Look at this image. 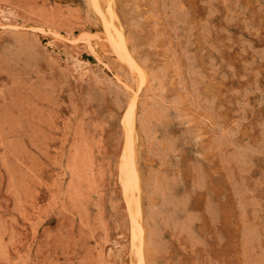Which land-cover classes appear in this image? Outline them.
I'll list each match as a JSON object with an SVG mask.
<instances>
[{
    "label": "rangeland",
    "instance_id": "rangeland-1",
    "mask_svg": "<svg viewBox=\"0 0 264 264\" xmlns=\"http://www.w3.org/2000/svg\"><path fill=\"white\" fill-rule=\"evenodd\" d=\"M0 264H264V0H0Z\"/></svg>",
    "mask_w": 264,
    "mask_h": 264
},
{
    "label": "bare ground",
    "instance_id": "bare-ground-1",
    "mask_svg": "<svg viewBox=\"0 0 264 264\" xmlns=\"http://www.w3.org/2000/svg\"><path fill=\"white\" fill-rule=\"evenodd\" d=\"M109 3V2H108ZM97 5H98V3H97ZM108 5V4H107ZM109 6V5H108ZM98 7V6H97ZM110 7V6H109ZM99 9H101L100 7H98ZM114 11L112 10V13H113ZM106 17V16H105ZM116 19V18H115ZM114 26V25H113ZM113 41V40H112ZM120 48V47H119ZM132 63V62H131ZM135 112V111H134ZM134 112H133V114H134ZM128 117H130V115L128 116ZM132 117V118H131ZM131 119L128 121V128H129V131H130V133H131V135H133V133H135L134 132V130H135V120H133V115H131ZM128 135V134H127ZM130 135V136H131ZM129 136V137H130ZM130 139V138H129ZM128 147V146H127ZM134 147V146H133ZM130 149V148H129ZM132 149V148H131ZM130 149V150H131ZM129 150V151H130ZM133 151V150H132ZM129 153V152H128ZM134 152H132V155L130 156V158L128 159V157H127V160H125V161H127L128 162V164L127 163H125V164H127V167H128V170H126V185L128 186V185H130L131 186V182L130 181H132V177H134V180H136V186L135 187H139L138 186V184H139V170H138V167H137V165H136V163H135V160H134V154H133ZM127 169V168H126ZM125 170V169H124ZM123 171V170H122ZM124 172V171H123ZM125 173V172H124ZM124 175V174H123ZM122 177H125V176H122ZM132 178V179H131ZM138 181V182H137ZM129 183V184H128ZM126 186V188H129L130 186H128L127 187ZM124 188H125V186H124ZM131 188V187H130ZM134 191V190H133ZM138 191V190H137ZM128 195V194H127ZM126 195V196H127ZM129 199H130V196H129ZM136 199V198H135ZM135 199L134 198H132V201L134 200L135 201ZM128 200V199H127ZM131 200V199H130ZM133 201V202H134ZM129 202V201H128ZM132 202V203H133ZM136 202V201H135ZM135 202L133 203V204H135ZM138 203H136V205H138V209H139V214L141 215L142 214V209H141V203H140V201H137ZM131 203V202H130ZM129 203V204H130ZM133 204H130V206L131 205H133ZM136 205H133V206H136ZM133 206H131V207H133ZM134 208V207H133ZM132 208V209H133ZM136 208V210H138L137 209V207H135ZM131 209V211H135L134 209L132 210ZM134 215V214H133ZM136 219V218H135ZM141 220V219H140ZM137 221H138V218H137ZM142 223V222H141ZM138 225H140V224H138ZM137 225V226H138ZM141 226V225H140ZM138 228H139V226H138ZM141 232H142V235L144 234V229H143V227L141 226ZM142 238V237H141ZM141 240H143V239H141ZM141 242V241H140ZM142 248V247H141ZM138 251V250H137ZM141 252V251H140ZM139 253V252H138Z\"/></svg>",
    "mask_w": 264,
    "mask_h": 264
}]
</instances>
